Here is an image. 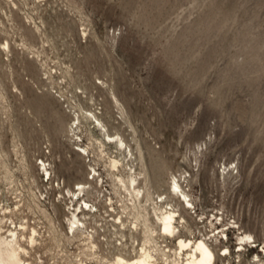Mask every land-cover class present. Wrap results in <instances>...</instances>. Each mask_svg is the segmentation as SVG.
<instances>
[{
  "label": "rangeland",
  "instance_id": "374dc122",
  "mask_svg": "<svg viewBox=\"0 0 264 264\" xmlns=\"http://www.w3.org/2000/svg\"><path fill=\"white\" fill-rule=\"evenodd\" d=\"M107 134L140 147L159 192L178 176L218 263L264 264V0H0V208L19 204L49 264L89 257L66 217L92 177L101 253L117 251L110 157L141 168Z\"/></svg>",
  "mask_w": 264,
  "mask_h": 264
},
{
  "label": "bare ground",
  "instance_id": "6f19581e",
  "mask_svg": "<svg viewBox=\"0 0 264 264\" xmlns=\"http://www.w3.org/2000/svg\"><path fill=\"white\" fill-rule=\"evenodd\" d=\"M5 48H9V42ZM107 137L110 142H115L121 150L128 151V155H131L130 163L134 164L136 160L139 161L136 166L141 168V173L136 174L135 169L134 173L130 172L126 178L122 174L123 161L110 157L109 169L113 171L115 189L123 201L122 208L115 210L116 214L110 219L113 223L105 217L109 231H114L119 235V242L114 245L117 247L115 253L111 251L108 254L101 253L103 250L101 237H106V235L101 233L98 228V226L104 225L103 222L99 224L100 221L95 220L99 215L97 212L99 207L96 203H91L87 198H83L89 187V193H91L90 188L97 189L98 197H95V200H101L102 189H98V182L96 187H93L92 184L95 177H92V181L87 178L84 183L78 182L77 188L68 190L67 196L72 200V203L76 201V204H68L70 206L66 217L67 234L72 233L74 238L85 234L83 241L86 242L85 247H88L87 256H89L83 259L80 254H76L75 257L79 258L76 261L71 259L72 262L74 264H89L88 259H94L96 263L100 264L105 260L107 264H225L216 261L217 255L204 236L197 238L194 235L187 218L188 207L193 204L178 176L176 174L169 175L166 190L159 192L152 181L150 168L146 166V158L140 147L139 155L135 156L125 139L119 135L115 138L112 134H107ZM81 149L84 153L87 152L85 147H81ZM82 151L80 152L82 153ZM132 167L130 166L131 170ZM44 171L51 178V171L48 168H45ZM94 171L96 170L94 169ZM111 199L108 200L107 197L106 200H103L106 204L109 201L111 208L116 209L111 203ZM39 201L42 200L39 199ZM20 210L19 204L12 209L0 208V264H49V262H45L42 252H31L36 245L42 244L47 238L43 237L41 230L32 224L27 219L28 217H25L27 222L18 223L16 221L15 213ZM182 230L187 231L188 234L183 233ZM53 231L58 232L56 229ZM50 235L54 237L53 233ZM129 236L132 244L128 247L127 238ZM251 237L252 235L248 233L243 238L241 237L239 240L240 250L245 249L244 241L246 239L254 240ZM167 238L175 239V243L167 244ZM57 242L59 245L58 240ZM220 249L225 252V255L231 254L228 246ZM62 251L65 252L64 257L69 258L68 256L74 255L72 251H70L71 253L66 249ZM110 257L112 259H109ZM71 258L74 259V257ZM53 264H57V261Z\"/></svg>",
  "mask_w": 264,
  "mask_h": 264
}]
</instances>
